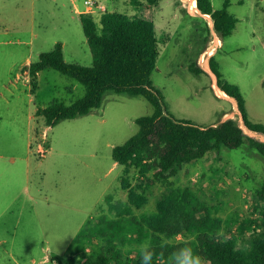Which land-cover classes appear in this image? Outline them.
Segmentation results:
<instances>
[{"label": "rangeland", "instance_id": "1", "mask_svg": "<svg viewBox=\"0 0 264 264\" xmlns=\"http://www.w3.org/2000/svg\"><path fill=\"white\" fill-rule=\"evenodd\" d=\"M94 1L104 8L92 10L97 22L104 11L153 21L159 58L151 83L176 120L209 127L233 119L247 136L264 142V135L247 129L236 100L221 90L213 70L216 63L222 80L239 86L250 121L264 125V0H230L228 12L237 24L223 39L196 0H157L138 10L131 0ZM225 1L211 0L213 9H223ZM84 2L0 0V264H57L56 257L99 254L97 238L80 243L78 235L97 218L114 216L108 199L128 198L121 188L125 168L114 162L112 151L139 132L138 118L153 114L144 97L107 93L100 109L51 128L36 117L38 109L54 102L70 105L86 93L78 81L53 69L39 74L33 92L26 71L57 43L63 44L66 62L93 65L81 16L74 12L87 11ZM192 67L202 72L195 74ZM148 176L153 179V172ZM128 177L133 186L141 182L134 168ZM263 184L264 156L248 145L223 146L177 168L167 182L151 183L147 203L134 213L152 215L172 189H189L225 222L224 233H233L260 217L256 197ZM251 234L246 232L238 248L248 247ZM138 246L119 248L134 261Z\"/></svg>", "mask_w": 264, "mask_h": 264}, {"label": "trees", "instance_id": "2", "mask_svg": "<svg viewBox=\"0 0 264 264\" xmlns=\"http://www.w3.org/2000/svg\"><path fill=\"white\" fill-rule=\"evenodd\" d=\"M131 3L138 10L146 4L156 5L157 0H131ZM229 6L230 0H226L223 9L214 10L211 0H196V8L212 17L221 39L230 36L237 24V19L228 12ZM81 22L93 54L91 67L66 62L63 44L57 43L51 52L42 53L26 71L33 92L37 90L39 74L53 69L78 81L86 93L70 105L54 102L47 108L38 109L36 117L41 116L47 128L65 120L85 117L103 106L107 93L144 97L154 112L151 116L138 118L139 132L112 151L114 162L125 168L121 188L128 193L127 201L108 199V210L114 216L97 218L77 237L80 243L97 238L102 245L99 254L84 251L80 256L53 260L57 264H141L139 251L133 261L124 258L119 245H140L150 239L155 253L153 264H172V253L185 245L179 242L161 247L159 234L163 233L172 240L180 235L195 234L196 242L192 247L203 264H264V184L256 197L260 217L242 222L233 233H224L225 222L215 218L189 189H172L158 202L157 211L152 215L137 216L134 213V209H141L147 203V187L154 181L167 182L177 168L201 160L223 146L238 150L248 145L264 156V142L247 136L233 119L203 127L176 120L167 112L162 95L151 83L159 58V40L153 21L138 15L104 11L99 22L89 13L81 15ZM213 70L220 80L221 90L236 100L247 129L264 135V125L250 121L239 86L223 81L216 63ZM192 71L195 74L202 72L197 67H192ZM132 168L138 170L141 179L136 186L128 177ZM152 172L154 180L148 176ZM249 230L252 234L247 241L248 247L238 248L239 240L244 241Z\"/></svg>", "mask_w": 264, "mask_h": 264}, {"label": "clouds", "instance_id": "3", "mask_svg": "<svg viewBox=\"0 0 264 264\" xmlns=\"http://www.w3.org/2000/svg\"><path fill=\"white\" fill-rule=\"evenodd\" d=\"M159 239L161 247H166L172 243V239L163 233L159 234ZM176 239H179V237H176ZM193 242H196L195 234L188 236L184 241L185 246L177 248V250L172 253V264H203L202 258L192 247ZM138 247L141 264H153L155 253L152 249L151 240L144 241Z\"/></svg>", "mask_w": 264, "mask_h": 264}, {"label": "built area", "instance_id": "4", "mask_svg": "<svg viewBox=\"0 0 264 264\" xmlns=\"http://www.w3.org/2000/svg\"><path fill=\"white\" fill-rule=\"evenodd\" d=\"M84 5L87 8V12L86 13H89V14L94 13L92 11L93 9H94V11H96V10L99 11V10L104 9L103 6L100 3H98V2H96L94 0H85Z\"/></svg>", "mask_w": 264, "mask_h": 264}, {"label": "crops", "instance_id": "5", "mask_svg": "<svg viewBox=\"0 0 264 264\" xmlns=\"http://www.w3.org/2000/svg\"><path fill=\"white\" fill-rule=\"evenodd\" d=\"M74 12L77 15L81 16L83 13H86L87 11H82V10H79L77 8H74ZM63 50H64V48H63ZM2 158H3V156H0V159H2ZM2 178H3V174L0 172V193H1V190H2V186H3Z\"/></svg>", "mask_w": 264, "mask_h": 264}]
</instances>
